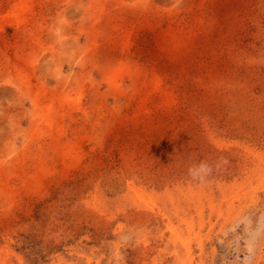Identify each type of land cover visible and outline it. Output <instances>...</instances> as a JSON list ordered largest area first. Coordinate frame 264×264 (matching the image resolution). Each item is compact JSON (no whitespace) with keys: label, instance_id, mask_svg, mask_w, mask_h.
I'll use <instances>...</instances> for the list:
<instances>
[{"label":"rangeland","instance_id":"rangeland-1","mask_svg":"<svg viewBox=\"0 0 264 264\" xmlns=\"http://www.w3.org/2000/svg\"><path fill=\"white\" fill-rule=\"evenodd\" d=\"M0 264H264V0H0Z\"/></svg>","mask_w":264,"mask_h":264},{"label":"clouds","instance_id":"clouds-1","mask_svg":"<svg viewBox=\"0 0 264 264\" xmlns=\"http://www.w3.org/2000/svg\"><path fill=\"white\" fill-rule=\"evenodd\" d=\"M200 170H203V171H208L209 169H208V166L206 165V164H201L200 165Z\"/></svg>","mask_w":264,"mask_h":264},{"label":"bare ground","instance_id":"bare-ground-1","mask_svg":"<svg viewBox=\"0 0 264 264\" xmlns=\"http://www.w3.org/2000/svg\"><path fill=\"white\" fill-rule=\"evenodd\" d=\"M24 5H25V4H24ZM26 81H27V80H26ZM26 81H25V82H26ZM27 84H28V83H27ZM46 113H47V112H46Z\"/></svg>","mask_w":264,"mask_h":264}]
</instances>
